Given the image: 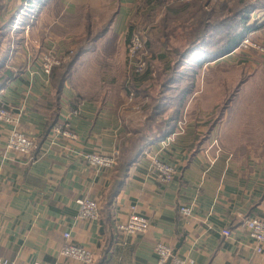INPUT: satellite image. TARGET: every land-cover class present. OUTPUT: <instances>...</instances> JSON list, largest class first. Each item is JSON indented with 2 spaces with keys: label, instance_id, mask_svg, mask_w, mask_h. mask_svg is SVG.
Listing matches in <instances>:
<instances>
[{
  "label": "crops",
  "instance_id": "obj_1",
  "mask_svg": "<svg viewBox=\"0 0 264 264\" xmlns=\"http://www.w3.org/2000/svg\"><path fill=\"white\" fill-rule=\"evenodd\" d=\"M116 1L120 5L113 30L124 44L137 0H61V18L91 8L105 12ZM61 25V43L52 46L61 49L66 62V52L76 49L78 42L69 24ZM103 40L96 41L100 56ZM38 45L46 43L29 47ZM85 58L72 67L60 96L51 76L43 73L40 58L28 63L25 80H13L0 93V103L15 109V114L23 110L19 128L37 141L28 156L6 152L13 127L0 123V262L82 264L60 253L64 235L70 233L74 244L95 253L96 264H155L152 248L158 243L194 264H264V253L256 252L243 226L246 219H264V139L258 142L253 135L259 126L250 118L228 129L226 115L235 111L234 106L210 122L206 116L210 105L203 100L208 103L207 92L197 90L185 118L173 123L172 134L152 146L125 178L116 167L98 173L85 155L121 151L125 137L137 134L144 123L128 99L123 101V95L115 99L109 85L94 91L83 86L88 75L81 77L77 69L81 62H89ZM75 110L77 116L72 115ZM66 122L77 139L60 137L51 144L54 128ZM53 123L58 125L51 129ZM245 128L253 131L249 139ZM156 153L176 168L175 178L167 184L157 182L152 170L151 156ZM84 198L99 202V219H79L78 201ZM135 205L150 222L143 236L118 229ZM184 205L192 207L189 218L180 213ZM224 230L232 231L233 237L224 236Z\"/></svg>",
  "mask_w": 264,
  "mask_h": 264
},
{
  "label": "rangeland",
  "instance_id": "obj_2",
  "mask_svg": "<svg viewBox=\"0 0 264 264\" xmlns=\"http://www.w3.org/2000/svg\"><path fill=\"white\" fill-rule=\"evenodd\" d=\"M239 1L242 0H137L129 18L128 35L133 30L131 38L140 40L137 60L145 64V69L134 75L129 69V41L126 39L123 44L113 30L118 1L105 12L91 8L78 10L72 18H61V0H1L0 88L1 79L8 72L25 80L28 63L43 54L51 52L61 57V49H53L52 45L61 43V22H65L76 33L74 41L78 42L76 49L66 52L67 58L71 60L79 53V60L85 56L90 59L81 62L83 65L77 69L81 77L88 75L83 86L94 91L109 85L115 99L123 95V101H129L130 94H134V100L128 104L140 113L138 117L145 127L143 107L147 106L149 113L153 111L154 117L160 116L156 123L176 113L177 119L185 118V108L193 95L185 93L204 89L208 97V103L203 98L204 105H210L206 115L210 116V122L221 117L224 108L234 106L235 111L226 115L229 118L226 127L232 129L240 120L247 122L252 118L259 126L253 135L261 142L264 54L243 46V41L264 47V28L247 35L231 54L217 58L226 34L239 31L240 18L236 12ZM250 17V25L263 22L264 11H255ZM102 38L105 46L100 56L95 41ZM30 43L46 45L31 48ZM54 74H61V65L54 69ZM8 87L0 89V93ZM217 102L219 105L213 107ZM166 106L168 112H162L161 108ZM249 109H253L252 113ZM244 132L249 139L248 134L253 131L245 128Z\"/></svg>",
  "mask_w": 264,
  "mask_h": 264
},
{
  "label": "built area",
  "instance_id": "obj_3",
  "mask_svg": "<svg viewBox=\"0 0 264 264\" xmlns=\"http://www.w3.org/2000/svg\"><path fill=\"white\" fill-rule=\"evenodd\" d=\"M243 46H250L256 50H259L264 54V47L250 42V40L243 41ZM141 48L140 40L136 37H132L129 40L127 46V54L129 61V69L132 74H140L145 69V64L137 60V52ZM65 62L64 56L55 55L51 52L45 53L40 58L41 69L46 76H51L54 67H58ZM134 100V94H130L129 103ZM23 110L20 109L18 114H15V109L7 104H1L0 106V123L11 125L13 129L10 131L6 152H14L20 155L28 156L36 148L37 141L31 136L27 135L19 128ZM78 110L72 112V115L77 116ZM60 137L68 140H76L77 134L73 131V128L69 122L59 125L54 128L51 133V144L56 143V140ZM147 154V153H146ZM120 156L119 150H114L110 154L106 153H89L85 155V161L96 172L109 171L114 169L118 164ZM152 170L155 173L156 180L160 184H167L171 182L176 174L175 166L167 163L161 156V154H153L151 156ZM79 211L78 217L83 221H95L99 219L100 207L99 202L95 199L84 198L78 201ZM180 213L183 217L189 218L192 215V207L190 205H184L180 209ZM248 236L252 240L253 248L258 254L264 253V219L253 218L246 219L243 224ZM118 229L129 236H143L150 229L149 220L140 215L137 211V206L131 207V215L129 218L118 225ZM224 236L227 238L233 237V232L230 230L223 231ZM66 243L60 249V253L63 257L73 259L82 264H96L97 259L95 253L83 246L74 244L71 241V234L65 233L64 235ZM153 253L156 255L155 264H194L192 260L184 259L180 257L177 252L163 244L158 243L153 248ZM0 264H15V261L3 260ZM40 264V263H36Z\"/></svg>",
  "mask_w": 264,
  "mask_h": 264
},
{
  "label": "trees",
  "instance_id": "obj_4",
  "mask_svg": "<svg viewBox=\"0 0 264 264\" xmlns=\"http://www.w3.org/2000/svg\"><path fill=\"white\" fill-rule=\"evenodd\" d=\"M238 4H239V7L236 12L239 13L238 18H240L239 31L233 34L229 32L226 34V38L222 43V48L217 53V56H218L217 58L231 54L233 51H235L236 49L240 47L243 39L247 35L259 29L264 28V21L263 22H260V21L253 22L250 25L251 14L259 10L264 11V0H256L254 4L251 3L250 1L242 0V1H239ZM2 12H3V9H1V6H0V27L2 26L1 24V13ZM132 32L133 30H131V34L128 36V41H129V38H131ZM79 58H80V54L77 53L75 57L71 58V60L68 59L66 61L68 63L66 62L63 63L61 65L60 75L54 74V69H57L60 66L54 67V69L52 70L51 80H52L53 88L57 96L61 95V89L63 87L64 80L69 76L72 67L78 62ZM17 78H19L18 75L13 74V72H8L1 79L2 87L0 89H3L4 87L5 88L8 87V83L10 81L12 82L13 80H16ZM193 92L194 91H188L185 93V96L186 94L187 96L190 94H193ZM167 107L168 106L161 108V111L162 112L165 111V109H168ZM148 110L150 109L147 106L143 107V111L146 114V127L144 124V126L141 129L136 131L137 134H133L130 137L128 136L125 137L123 141V145L120 151V156L118 159V164L116 166L121 178L126 177L129 169L135 163H137L140 159H142L146 155V153H148V151L151 149L152 146L165 141L173 132L172 125L177 120V113H176V116L170 115L162 119V121H160L159 123H156L159 120L158 118L160 116L156 115L154 117V112L150 111L149 113ZM166 112L168 111H165V113ZM178 115H179V112H178ZM56 125H58V123H55V124L53 123L51 125L52 127L50 126L51 129L53 128V126H56ZM116 189L117 188L115 187L114 191H116Z\"/></svg>",
  "mask_w": 264,
  "mask_h": 264
}]
</instances>
